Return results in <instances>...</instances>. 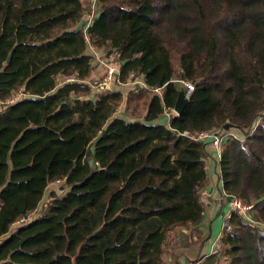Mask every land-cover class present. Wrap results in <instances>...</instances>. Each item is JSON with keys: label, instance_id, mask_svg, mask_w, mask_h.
I'll list each match as a JSON object with an SVG mask.
<instances>
[{"label": "trees", "instance_id": "16d2710c", "mask_svg": "<svg viewBox=\"0 0 264 264\" xmlns=\"http://www.w3.org/2000/svg\"><path fill=\"white\" fill-rule=\"evenodd\" d=\"M87 3L0 0V99L24 93L0 110V264H165L205 218L210 141L185 133L225 126L243 138L217 161L222 196L253 206L252 224L233 213L214 254L264 264V0ZM91 46L120 56L117 85L141 78L127 101L141 113L86 83ZM181 79L195 91L176 116Z\"/></svg>", "mask_w": 264, "mask_h": 264}, {"label": "crops", "instance_id": "0c3cea01", "mask_svg": "<svg viewBox=\"0 0 264 264\" xmlns=\"http://www.w3.org/2000/svg\"><path fill=\"white\" fill-rule=\"evenodd\" d=\"M104 50H102L103 52ZM106 52V51H104ZM98 57L99 52L93 51ZM102 63V60H98ZM107 61V60H106ZM104 63V61H103ZM107 63V62H106ZM98 69H94L91 80L98 79L106 74L108 65L98 64ZM95 66V65H94ZM125 85H115L118 91L123 90ZM121 109V108H120ZM120 111V110H119ZM125 114V112H119ZM169 117H165L164 122L167 124ZM210 147V146H209ZM210 157L208 158V183L209 197L204 200L205 218L200 227L199 235H194L192 241L197 240L190 246H179L174 248L172 253L165 258V264H219L214 254V242L222 234L225 217L229 212L227 200L222 199V182L220 180L219 167L217 165L216 154L212 147L209 148ZM1 207V202H0ZM187 234L188 230H178L181 241L184 240L182 234Z\"/></svg>", "mask_w": 264, "mask_h": 264}, {"label": "built area", "instance_id": "2783aa9c", "mask_svg": "<svg viewBox=\"0 0 264 264\" xmlns=\"http://www.w3.org/2000/svg\"><path fill=\"white\" fill-rule=\"evenodd\" d=\"M91 2L95 5L96 0H91ZM92 12L90 13H86L83 22L81 24V28L84 29V31L86 32L87 29L90 27L91 23L93 22L94 19V15H95V9L93 8V10H91ZM92 51H96L95 48L93 46H91ZM107 72L106 74L100 78V79H95V80H91V81H86L87 84H91V88L93 91L95 92H103V91H112L113 90V86L116 85V83L120 82V69L117 68V65H120L121 68V60H120V56L117 55V53H113L110 55V57L107 59ZM63 82H61L60 84H64V83H73V82H78L76 81V79L74 77H70V78H64L62 80ZM80 82V81H79ZM178 82L182 83V87L185 88L186 93H185V97L187 99H190L193 92L195 91V85L193 82L190 81H185V80H178ZM129 83L134 84V86H136V88L138 87H144V83L142 80H138V78L131 76V80H129ZM155 93L157 94H161L162 93V88H157L155 89ZM24 95L23 91H19V93L15 96L12 97L10 99H8L6 102L2 101L0 99V110H2L6 105L8 104H13L16 103L22 96ZM174 115L178 116V114L175 112V110H173L172 112ZM185 135H187L189 138L196 140V141H210L213 142V144L215 145V147L217 148V154H218V158L217 161L219 162L221 160V156H222V152L224 149V145L225 143L231 138V137H235V138H243L242 134L235 129H226L225 127L222 128L221 130H210V131H202L199 133H185ZM223 197L227 200L228 206L229 208L232 209V213H240L242 216H244L246 218V220L252 224V222L249 220L250 218V211L253 208V206H248L245 205L243 203V201L239 198L236 197H230L227 194H224ZM48 207V203L45 204V208ZM232 213L229 215L228 218L225 219L226 224H224V228H223V233H228L232 230L231 225L228 223L229 219L232 216ZM32 216V215H31ZM30 216V218H31ZM33 217V216H32ZM26 219H22V221H20V223L25 222ZM223 237V235H220L216 240H215V248L216 251L215 253H217L218 255L222 253L223 248V239H221Z\"/></svg>", "mask_w": 264, "mask_h": 264}, {"label": "rangeland", "instance_id": "374dc122", "mask_svg": "<svg viewBox=\"0 0 264 264\" xmlns=\"http://www.w3.org/2000/svg\"><path fill=\"white\" fill-rule=\"evenodd\" d=\"M91 1V0H90ZM83 2H84V4L85 5H88V3L87 2H89V0H83ZM86 15V14H85ZM85 17V16H84ZM84 17H83V19H84ZM99 52V54L100 55H98V57H96V55L94 54V57H95V60H94V65H95V69H96V67H97V69H98V64H106L107 65V63H106V60L110 57V54L109 53H107V52H102V51H98ZM102 60V63L100 62V61H98V60ZM103 61H104V63H103ZM117 68H119V69H121L120 68V65H117ZM103 77V76H102ZM102 77H100L99 76V78L98 79H100V78H102ZM66 78V77H65ZM137 78V77H136ZM61 79H64V78H61ZM138 80H141V78L139 77L138 78ZM91 81V80H90ZM60 82H63L62 80L61 81H59V83ZM60 85V84H59ZM117 85V84H116ZM124 85V84H123ZM115 86V85H114ZM114 86H113V89L114 90H116L115 88H114ZM133 88H134V84H126L125 86H123V90L121 91V92H123L124 93V95H125V102H124V104L121 106V109H120V111L119 112H125V115H127L128 117H130V116H132V115H134L135 114V112H137V113H141L142 111H143V109H144V102H145V100L141 97V98H139V99H135V102H137V100L139 101V103L138 104H136L137 105V108H136V110H135V112L132 110V109H128V103H127V101H128V95L132 92V90H133ZM180 91H183L184 92V96H185V93H186V90H185V88H181L180 89ZM19 93V92H18ZM209 146L210 147H212L213 149H214V152H215V154H217V148L215 147V145L213 144V142H210V144H209ZM209 147V148H210ZM219 154V153H218ZM218 154H217V156H218ZM218 158V157H217ZM219 159V158H218ZM219 167V166H218ZM219 172H220V169H219ZM53 191H57L60 195H62V193H64V192H62V190H61V185H59V183H57V184H52L51 186H50V188H49V190H48V192H47V195H46V198H45V200H44V202L45 203H48L49 202V200L51 201L52 200V197H51V192H53ZM202 195H203V201L206 199V198H208L209 197V190L207 189V187H206V189L202 192ZM222 199H224V197L222 196ZM225 200V199H224ZM206 203V202H205ZM228 205V204H227ZM44 208H45V206H44ZM43 209V208H42ZM228 209H229V212L227 213V215H226V217H225V219L226 218H228L229 217V215L232 213V209L231 208H229V206H228ZM233 214V213H232ZM226 224V223H225ZM232 227V226H231ZM185 230H187V229H185ZM262 232H264V227L262 228ZM188 233H190V231L188 230ZM187 233V234H188ZM225 234V232L223 233V231H222V234L221 235H223V237L221 238V239H223L224 238V235ZM194 236V235H193ZM223 241V240H222ZM194 243L195 242H197V240H195V241H193ZM194 243H192V244H194ZM222 248H223V251H224V249H225V246H224V244L222 245ZM216 251V248H215V242H214V252ZM217 254V253H216ZM170 255V254H169ZM228 262H229V258H228V256L227 255H222V259H221V261H219V264H228Z\"/></svg>", "mask_w": 264, "mask_h": 264}, {"label": "water", "instance_id": "95a60500", "mask_svg": "<svg viewBox=\"0 0 264 264\" xmlns=\"http://www.w3.org/2000/svg\"><path fill=\"white\" fill-rule=\"evenodd\" d=\"M100 15H101V14H98L97 17H100ZM14 49H15V48H14ZM14 49H13V51L10 53L7 63H10L11 58H12V56H13ZM115 52H117V51H115ZM123 64H125V61H123ZM138 88H139V87H138ZM190 103H192V98L187 99V98L184 96V92H183V91H180V92H179L178 99H177V103H176V106H175V109H174L175 112H176L178 115L182 114V113L184 112L186 106H187L188 104H190ZM225 128H226V129H229L230 127H229V126H225ZM90 165H91V166L94 165V161H93V160L90 161ZM100 230H101V229H98V230L92 235V237L95 236L98 232H100Z\"/></svg>", "mask_w": 264, "mask_h": 264}, {"label": "bare ground", "instance_id": "6f19581e", "mask_svg": "<svg viewBox=\"0 0 264 264\" xmlns=\"http://www.w3.org/2000/svg\"><path fill=\"white\" fill-rule=\"evenodd\" d=\"M91 86V84H89Z\"/></svg>", "mask_w": 264, "mask_h": 264}]
</instances>
